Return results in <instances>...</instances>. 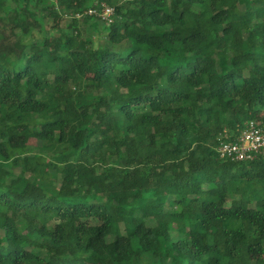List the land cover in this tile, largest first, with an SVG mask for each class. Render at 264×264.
I'll use <instances>...</instances> for the list:
<instances>
[{
  "label": "trees",
  "instance_id": "trees-1",
  "mask_svg": "<svg viewBox=\"0 0 264 264\" xmlns=\"http://www.w3.org/2000/svg\"><path fill=\"white\" fill-rule=\"evenodd\" d=\"M0 21V264H264V157L217 153L264 119V0H0Z\"/></svg>",
  "mask_w": 264,
  "mask_h": 264
},
{
  "label": "built area",
  "instance_id": "built-area-1",
  "mask_svg": "<svg viewBox=\"0 0 264 264\" xmlns=\"http://www.w3.org/2000/svg\"><path fill=\"white\" fill-rule=\"evenodd\" d=\"M114 14V8L103 5L101 11L91 8L84 13H78L76 18L94 16L112 23ZM217 153L221 159L235 162L253 161L264 157V119L249 121L233 141L221 143Z\"/></svg>",
  "mask_w": 264,
  "mask_h": 264
},
{
  "label": "rangeland",
  "instance_id": "rangeland-1",
  "mask_svg": "<svg viewBox=\"0 0 264 264\" xmlns=\"http://www.w3.org/2000/svg\"><path fill=\"white\" fill-rule=\"evenodd\" d=\"M22 1L24 2V0H22ZM39 15H42V13L40 12ZM46 25H47V27L50 26L48 21H46ZM105 34L106 33H103L99 38L95 39L97 45H101V44L105 43V39H104ZM14 40L15 39H14V36L12 35L10 26L9 25L5 26V24H3L2 21H0V46H1V44H4V42L11 43ZM34 142L35 141H32V143H34ZM33 145H36V144H32L31 147H36V146H33ZM63 224L65 226H67L68 229H70V227H73V223L70 222V221H66L65 220V221H63ZM86 264H93V263L88 262Z\"/></svg>",
  "mask_w": 264,
  "mask_h": 264
}]
</instances>
